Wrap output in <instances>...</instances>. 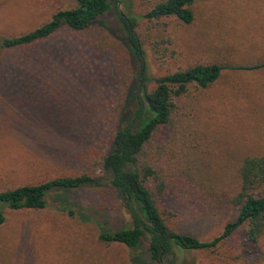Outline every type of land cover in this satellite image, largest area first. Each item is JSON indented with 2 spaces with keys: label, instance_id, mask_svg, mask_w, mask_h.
Segmentation results:
<instances>
[{
  "label": "rangeland",
  "instance_id": "rangeland-1",
  "mask_svg": "<svg viewBox=\"0 0 264 264\" xmlns=\"http://www.w3.org/2000/svg\"><path fill=\"white\" fill-rule=\"evenodd\" d=\"M156 1L113 0V9L85 30L61 27L42 41L1 53L0 190L58 176L101 175L99 157L139 69L115 12L141 14ZM75 4L0 0V36L33 29ZM191 10L189 24L172 16L138 21L147 75L200 63L250 64L264 50L258 28L264 0H193ZM172 102L169 122L153 131L140 158L166 183L154 196L164 222L208 240L236 214L229 200L241 158L264 154V67L225 68L206 88L190 86ZM98 183L50 192L37 210L1 207L0 264H152L145 241L130 249L97 240L98 231L127 221L107 178ZM244 227L213 249L178 252L173 264H264V232L252 243Z\"/></svg>",
  "mask_w": 264,
  "mask_h": 264
},
{
  "label": "trees",
  "instance_id": "trees-1",
  "mask_svg": "<svg viewBox=\"0 0 264 264\" xmlns=\"http://www.w3.org/2000/svg\"><path fill=\"white\" fill-rule=\"evenodd\" d=\"M75 1L74 7L56 10L33 29L15 36H0V55L9 49L42 41L61 27L72 31L85 30L99 16L113 9V0ZM192 2L158 0L141 14L115 12L124 34V45L139 69L131 84H128L123 103L118 109V121L111 133L108 148L99 157L101 175L83 173L58 176L0 190V224L5 220L1 207L9 210L41 209L45 207L46 196L50 192L99 185V179L106 177L127 221L119 229L98 231L97 240L101 243H121L127 248L136 249L145 241L149 263L173 264L178 252L213 249L242 225L245 226L243 232L246 239L252 243L257 241L264 232V154H247L241 158L237 166V189L229 200L236 214L218 235L208 240L174 230L164 222L154 196L161 193L166 183L159 179L158 170L153 165L140 158L153 131L169 122L173 97L184 95L190 86L206 88L219 78L221 70L225 68L252 70L264 67V50H258L261 55H256L250 64L200 63L158 76L147 75L141 63L142 49L136 32L138 21L172 16L181 24H189L193 20ZM262 13L263 10L258 13L261 16L258 28L264 33ZM150 83L152 86L148 88L147 84ZM120 117L123 118L120 120ZM67 212L73 215L72 210ZM132 258L139 261L140 254Z\"/></svg>",
  "mask_w": 264,
  "mask_h": 264
}]
</instances>
